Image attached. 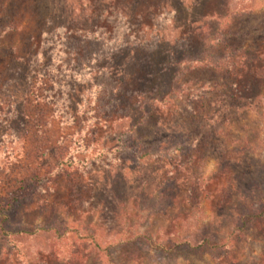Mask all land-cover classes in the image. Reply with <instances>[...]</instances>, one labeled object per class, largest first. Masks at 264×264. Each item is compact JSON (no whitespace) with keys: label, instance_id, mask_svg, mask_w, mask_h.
I'll use <instances>...</instances> for the list:
<instances>
[{"label":"rangeland","instance_id":"obj_1","mask_svg":"<svg viewBox=\"0 0 264 264\" xmlns=\"http://www.w3.org/2000/svg\"><path fill=\"white\" fill-rule=\"evenodd\" d=\"M10 27L21 66L0 48V207L31 152L28 64L52 80L56 123L71 103L83 128L51 183L0 212V264H264V0H0Z\"/></svg>","mask_w":264,"mask_h":264},{"label":"trees","instance_id":"obj_2","mask_svg":"<svg viewBox=\"0 0 264 264\" xmlns=\"http://www.w3.org/2000/svg\"><path fill=\"white\" fill-rule=\"evenodd\" d=\"M237 6L238 7L233 8V10L230 13L228 11L229 7H227L226 10L228 12L224 19L226 22L228 21V19L231 18L239 19V17L246 14L245 10L238 11L239 9H241L240 6H242V4H238ZM218 21H219V30L217 31V33L221 31L220 28L223 20L219 19ZM142 24L143 23L141 22V26ZM227 24H229V22H227ZM16 32H17L16 27L2 29L0 31V48L5 47V50L6 47L8 48L6 56L8 57L10 56L19 69L20 68L19 66L21 65L16 62L20 58L18 57V52L20 48L18 45H16L18 44L17 43L18 41L5 43L2 40L8 35L11 34L13 35ZM74 33L75 32L71 29L68 28L65 29V34L67 36H72L74 35ZM218 35L219 37L216 38L215 40L219 43L226 44V38L231 35V32H227L226 34L221 32ZM31 39L33 38L31 37ZM204 58L205 57H203L202 59L189 57L188 59H186L185 57H183V55H181L180 61H177L178 62L177 66L181 67L182 64L203 63L205 61ZM229 59H231V57L228 58V60ZM223 62L224 61H222V63ZM27 67L28 68H26L25 71H23L24 76L21 79L22 93L20 95L21 108H20L19 122L21 123V127H22L21 128L22 138L29 143L28 148L31 152L25 153L23 163L18 164L17 168L19 171L15 172L16 175H14V177L13 176L9 177L8 180L5 182L7 186L5 187L4 190L5 206L0 207V212L7 211L8 208L15 207L20 202L31 198L33 193L36 192L35 189L39 187L42 188L45 185L51 183V179L55 178L59 174L60 172L59 170L60 168L63 167V164L65 162L64 157L66 153L63 151L61 145L65 141H70V138H72L71 134H69L71 129H75L77 126L78 128H80L79 131H81V129L83 128L82 125L80 127V124H78V120H80V118H78L77 115L78 112L76 111V109H72L71 103L67 105V108H64L62 106L60 111L61 113L59 112V117L56 123V119L53 117L55 112L57 111L56 103L52 101L50 98L44 96V93L46 91L45 89L49 87V84H51L52 80L49 77H47L46 74L39 73L38 70L32 71V67H30L29 64ZM171 67L172 65L170 64V67L166 66V68H162L161 72H159L156 80L162 82L160 84H163V82H170L168 81L169 79L167 77L168 74L172 71V69H170ZM176 72H178V70ZM37 76L40 77L41 82H40V86L35 88V81ZM138 80L139 83L149 82L147 81L148 75L142 78H138ZM139 87L143 89V86L140 85ZM171 87H172V82L169 88ZM142 89L140 90L136 89L135 91L133 90L130 91L131 96L129 97V99L126 100L122 99L123 100L122 105L126 104L132 106L133 100L135 98H137L138 96L139 97L147 96V95H143L145 94V92L141 91ZM172 91H173L172 88L169 89L168 93L164 94V96L161 98L159 102H162L164 97L170 95ZM77 95H78L77 91L69 95L70 100L77 99L78 98ZM116 95L118 94L116 93ZM124 95L122 97H124ZM118 97L119 96H116V98ZM149 99L150 100H148L146 103L155 102V98L149 97ZM75 103L77 104L78 102ZM76 104L75 106H77ZM91 110L94 111L95 114L94 115L95 122L93 123V126L97 128V126L100 125V123H102L105 120L99 118L98 108H91ZM83 116L85 115L82 114V118H81L82 122L86 120V118ZM60 124H63V126L59 127ZM93 126L92 128H94ZM67 182L70 186H75L74 184L75 182L73 180L68 179ZM258 216L259 217L264 216V211H260L258 215H254V217H258Z\"/></svg>","mask_w":264,"mask_h":264}]
</instances>
